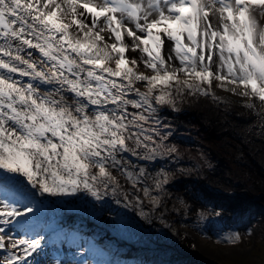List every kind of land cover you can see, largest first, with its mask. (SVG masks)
Segmentation results:
<instances>
[{"label": "snow or ice", "instance_id": "1", "mask_svg": "<svg viewBox=\"0 0 264 264\" xmlns=\"http://www.w3.org/2000/svg\"><path fill=\"white\" fill-rule=\"evenodd\" d=\"M216 89L264 119V0H0V264H73L36 258L46 195L122 178L160 209L169 173L136 162L175 151L158 111Z\"/></svg>", "mask_w": 264, "mask_h": 264}, {"label": "bare ground", "instance_id": "2", "mask_svg": "<svg viewBox=\"0 0 264 264\" xmlns=\"http://www.w3.org/2000/svg\"><path fill=\"white\" fill-rule=\"evenodd\" d=\"M216 95L221 99L183 96L175 110L165 106L158 111V127L166 135L163 144L175 151L136 162L150 172L163 167L169 173L160 209L153 211L142 193L121 178L128 200L117 195L103 207L101 217L95 208L87 214L79 208L61 216L40 214L27 232L46 237L36 258L59 257L73 264L82 259L87 264H163L169 257L185 264H221L220 256L250 255L257 231L264 234V119L244 106L246 98L220 89ZM137 196L139 204L133 198ZM56 227L60 230L51 234ZM222 233H238L241 239L227 246L215 241Z\"/></svg>", "mask_w": 264, "mask_h": 264}, {"label": "rangeland", "instance_id": "3", "mask_svg": "<svg viewBox=\"0 0 264 264\" xmlns=\"http://www.w3.org/2000/svg\"><path fill=\"white\" fill-rule=\"evenodd\" d=\"M90 200L89 202L91 204L94 203V197L89 196ZM226 234L222 233L219 234L215 241L218 243L224 244V245H233L225 242L223 240V237ZM246 242L249 243L251 242V238L248 236H245ZM255 245L252 248L250 255L249 254H243V253H238V254H232V255H224L219 257V262L221 264H264V234L260 232L259 230L257 231L256 235L254 236V240H252ZM239 243V242H238ZM237 244V243H236ZM185 264L182 263L183 260L178 258V259H171V258H166L162 261L163 264ZM208 264H213V263H208Z\"/></svg>", "mask_w": 264, "mask_h": 264}, {"label": "water", "instance_id": "4", "mask_svg": "<svg viewBox=\"0 0 264 264\" xmlns=\"http://www.w3.org/2000/svg\"><path fill=\"white\" fill-rule=\"evenodd\" d=\"M115 198H116V196H114L112 200H114ZM112 200H111V201H112ZM232 202H233V200H231V203H232ZM108 205H110V204L107 203V202H102V203H100V204L97 205V207H96V208H97V211H98V209H99V211L102 212V211H103V207L105 208V207L108 206ZM91 217H95V218H97L96 216H91ZM99 217H101V216L99 215ZM99 217H98V218H99Z\"/></svg>", "mask_w": 264, "mask_h": 264}]
</instances>
